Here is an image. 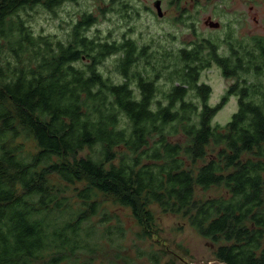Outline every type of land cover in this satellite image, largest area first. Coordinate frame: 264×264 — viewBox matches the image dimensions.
I'll use <instances>...</instances> for the list:
<instances>
[{
    "label": "trees",
    "instance_id": "1",
    "mask_svg": "<svg viewBox=\"0 0 264 264\" xmlns=\"http://www.w3.org/2000/svg\"><path fill=\"white\" fill-rule=\"evenodd\" d=\"M62 1L0 0V264H92L108 250L123 258V242L105 245L126 232L109 203L130 209L138 235L149 236L141 231L156 205L210 240L214 260L264 264V107L248 99L249 85L230 120L213 124L234 93L231 85L211 106L198 82L216 48L201 40L171 53L181 66L159 98L157 81L132 67L155 64L146 46L80 33L89 16L65 41L33 33L21 17ZM233 50L218 59L227 76L241 69ZM109 54L123 80L100 71ZM190 90L198 103L185 99ZM20 137L37 151L25 152ZM212 186L225 193L197 199V187Z\"/></svg>",
    "mask_w": 264,
    "mask_h": 264
},
{
    "label": "rangeland",
    "instance_id": "2",
    "mask_svg": "<svg viewBox=\"0 0 264 264\" xmlns=\"http://www.w3.org/2000/svg\"><path fill=\"white\" fill-rule=\"evenodd\" d=\"M154 1L63 0L51 10L37 5L32 9H28L23 15L21 14V17L26 19V25L33 33L47 35L53 40L65 41L74 24L89 16L87 19L92 21L91 24L86 26L80 33H85L90 38L98 41H131L136 48L146 46L148 51L152 53L153 58L155 55L158 57L156 62H153L155 64L142 66L139 62H135L132 67H137L145 77L154 78L157 81L156 88L160 90V94L171 85L167 78L170 76L171 66L176 65V68L181 66L171 56V53H175L180 47L188 45L191 39L197 41L213 33L204 24L206 16L210 14L214 21L223 24L232 22L234 17L230 0H197L199 5H194L190 17L187 19L185 16L184 19L186 20H179L180 23L173 20L170 13H168L170 19L168 17L158 19L151 11V9L154 10ZM189 2L194 4L195 0ZM221 2H224V4H221ZM128 26L132 27V31H126ZM189 27L195 31H189ZM227 32V29L220 32V40H222L221 43L226 44L228 49L227 41L230 38L226 36ZM236 32L239 33V31ZM241 32L244 33L245 31ZM217 46V53L221 56L209 60L208 65L200 71L198 81L201 84L208 85L207 102L211 106L220 103L221 97L236 79L235 76L225 75L222 60L221 62L218 61V59H222V56L229 55L231 51L220 50L219 43ZM117 59V54H109L98 65L104 76L114 79L113 82L123 80L120 73L116 71V66H114ZM247 76L248 80L244 81ZM239 77V89L249 82L264 81V73L253 76L250 73L239 72ZM130 79L132 82L131 87L134 88L135 80L132 76ZM262 86H264V82L254 87L251 91L252 97L248 99H252L263 108L264 98L259 93ZM233 92L214 112L213 124H225L237 110L238 89L235 88ZM193 95V90L187 91L185 99L194 100L198 103L200 99ZM161 96L162 94L159 95V98H162ZM17 142L22 144L25 152H36L38 149L32 138L20 137ZM201 163L200 160L193 167H197ZM224 193L225 189L222 186H212L207 189L196 188L197 199L219 196ZM108 206L119 213L126 232L121 237L115 234L117 239L105 245H115L123 242V247L120 248V255L123 258L116 259L114 253L108 250L106 254L97 255L92 264H203L216 259L214 244L194 230L181 214L163 212L156 205H152L150 207L153 215V219L150 221L151 226L146 234L145 230L141 231L143 235L149 236L144 237L136 233L143 227L128 207L115 208L110 203Z\"/></svg>",
    "mask_w": 264,
    "mask_h": 264
},
{
    "label": "flooded vegetation",
    "instance_id": "3",
    "mask_svg": "<svg viewBox=\"0 0 264 264\" xmlns=\"http://www.w3.org/2000/svg\"><path fill=\"white\" fill-rule=\"evenodd\" d=\"M159 8L161 15L157 11V7H154V10L151 9L152 13L156 15L158 19L164 17H169L170 13L172 19L179 22V20L188 19L191 14V9L194 5H199L198 1L195 0L194 4H190V0H159ZM164 1V2H163ZM233 9L232 22L223 24L219 21H214V18L209 14L204 19V24L208 27L209 31L213 33L207 37H202L195 41L191 39L188 42V45L182 46L180 48L190 47L191 44L206 41L209 46L216 48L218 50L217 44L219 43L220 50H229L230 46L234 47L232 55L234 56V67L241 66L240 70L236 69V77L234 83V89H238V105L240 98V82L239 72L244 74H249L257 76L258 74L264 73V0H230ZM224 4V2H221ZM111 21V20H110ZM212 21V22H211ZM180 23V22H179ZM227 29V35L230 39L227 41L228 49L226 48L225 43H221L220 32L223 29ZM126 31H132V27H127ZM189 31H195L189 27ZM220 31V32H219ZM236 31H239L237 33ZM241 31H245L242 33ZM219 32V33H218ZM224 41V40H223ZM116 43H121L118 41H112ZM112 42H107L108 45H111ZM224 45V47H223ZM226 59L229 58V55L225 56ZM248 80V76L244 81ZM264 81L260 80L257 83L249 82L246 90L251 93L252 89L260 84H263ZM231 87V86H230ZM229 87V88H230ZM228 88V89H229ZM227 89V90H228ZM259 93L264 98V86L260 87Z\"/></svg>",
    "mask_w": 264,
    "mask_h": 264
},
{
    "label": "water",
    "instance_id": "4",
    "mask_svg": "<svg viewBox=\"0 0 264 264\" xmlns=\"http://www.w3.org/2000/svg\"><path fill=\"white\" fill-rule=\"evenodd\" d=\"M159 3H160L159 0H155L153 5H154V7H157V11H158L159 15H161V11H160V8H159ZM203 264H226V263L222 262V261H219V260H212V261H209V262H206V263H203Z\"/></svg>",
    "mask_w": 264,
    "mask_h": 264
}]
</instances>
